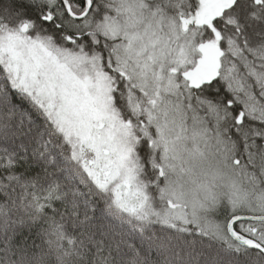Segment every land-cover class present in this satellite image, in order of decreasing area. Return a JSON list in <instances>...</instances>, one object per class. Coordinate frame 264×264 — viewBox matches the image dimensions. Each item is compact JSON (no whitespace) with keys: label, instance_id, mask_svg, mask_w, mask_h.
Listing matches in <instances>:
<instances>
[{"label":"snow or ice","instance_id":"obj_1","mask_svg":"<svg viewBox=\"0 0 264 264\" xmlns=\"http://www.w3.org/2000/svg\"><path fill=\"white\" fill-rule=\"evenodd\" d=\"M0 264H264V0H0Z\"/></svg>","mask_w":264,"mask_h":264}]
</instances>
